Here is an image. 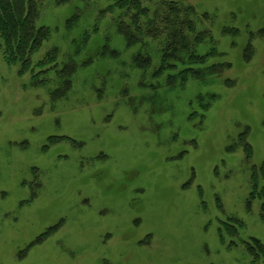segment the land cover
Instances as JSON below:
<instances>
[{"label":"rangeland","instance_id":"obj_1","mask_svg":"<svg viewBox=\"0 0 264 264\" xmlns=\"http://www.w3.org/2000/svg\"><path fill=\"white\" fill-rule=\"evenodd\" d=\"M35 1L29 67L0 41V264H264V0Z\"/></svg>","mask_w":264,"mask_h":264},{"label":"trees","instance_id":"obj_2","mask_svg":"<svg viewBox=\"0 0 264 264\" xmlns=\"http://www.w3.org/2000/svg\"><path fill=\"white\" fill-rule=\"evenodd\" d=\"M116 2L120 9H125L126 13L131 10V12L136 13L139 18L140 16H143L144 13H148L147 9H141L140 6L137 5L140 3V0H116ZM176 4L177 3L174 4L173 2L168 4L167 7H169L171 13L177 11L179 13V7L177 9ZM184 7L186 13L193 12L191 6L188 8L187 6ZM37 11L38 7L35 0H0V41L4 47V56L9 63L18 64L22 70L29 67L33 54L41 48L42 44L49 36L48 30L44 27L38 26L36 23ZM165 20L168 22L170 21L167 17ZM171 23L172 26H174L173 29L166 30L167 40L169 41V43L166 44V54H169L167 58H175V55L178 54L179 50L182 51L188 48L187 39L183 35V25L184 28L191 31L193 30V27L188 20L183 24H175L174 21H170L169 24L171 25ZM177 26L178 28H176ZM118 28L124 38H126L129 46L138 43L140 37L141 40L142 38L156 40L158 39V36H161L162 34L161 29L156 30L155 28L133 33L129 30V25L124 23L118 24ZM134 62L141 65L140 58L135 59ZM161 65V70L166 68V56H163ZM260 172L264 175V165H261ZM261 195H263L262 208L264 212V190H262Z\"/></svg>","mask_w":264,"mask_h":264}]
</instances>
